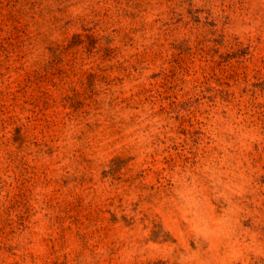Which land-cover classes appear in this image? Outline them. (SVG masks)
<instances>
[{"label": "rangeland", "instance_id": "rangeland-1", "mask_svg": "<svg viewBox=\"0 0 264 264\" xmlns=\"http://www.w3.org/2000/svg\"><path fill=\"white\" fill-rule=\"evenodd\" d=\"M210 107L264 130V0H0V125L37 156L72 142L80 172L58 176L50 163L14 160L12 176L0 177V264H115L123 229L112 201L95 195L91 157L122 140L137 109L147 119L175 114L187 133ZM197 139L206 156L217 151ZM188 140L164 163L198 147ZM235 156L251 214L243 224L264 238V142ZM159 170L153 162L146 178ZM34 228V251L4 242Z\"/></svg>", "mask_w": 264, "mask_h": 264}, {"label": "clouds", "instance_id": "clouds-1", "mask_svg": "<svg viewBox=\"0 0 264 264\" xmlns=\"http://www.w3.org/2000/svg\"><path fill=\"white\" fill-rule=\"evenodd\" d=\"M73 11L80 14L83 10ZM150 75L151 71L144 72L145 77ZM225 113L226 109L210 107L201 117L200 126L184 133L183 122L175 114L166 117L163 113L149 112L151 119H147L137 109L140 118L124 130L122 140L91 157L96 168L91 178L95 195L103 201H112L109 210L116 214L117 226L123 229L117 235L115 264H146L148 260L158 264L264 261V238L243 224L251 215L242 202L245 177L242 171H237L238 162L235 166L230 163L239 150L250 151L251 144L264 142V130L243 115L232 112L226 117ZM183 116L181 110L180 117ZM201 134L208 138L209 148L217 150L211 156L201 151L204 145L197 139ZM185 136L189 144L196 141L198 147L187 152L177 149L186 158L179 163H164L173 146L182 144ZM10 137L11 130L0 125V177L12 176L9 169L21 157L33 164L50 163L58 176H80L72 142L67 148L58 144V150L51 156L46 152L37 156L35 146L17 149L19 142H10ZM121 149L126 150V155L117 160L115 150ZM153 162L160 170L153 171L152 178L147 179ZM121 173L125 178L117 179ZM3 196L0 192V204ZM36 231L40 229L16 233L4 242L19 253L34 251L38 237L32 233ZM97 255L107 254L99 249Z\"/></svg>", "mask_w": 264, "mask_h": 264}]
</instances>
